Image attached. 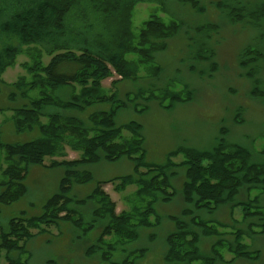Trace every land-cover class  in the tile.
Instances as JSON below:
<instances>
[{"label":"trees","instance_id":"1","mask_svg":"<svg viewBox=\"0 0 264 264\" xmlns=\"http://www.w3.org/2000/svg\"><path fill=\"white\" fill-rule=\"evenodd\" d=\"M138 1L153 0H0V29L11 41L16 38L19 42L17 46L5 43L1 47L0 80L20 53L29 54L32 61L24 66L32 79L21 77L17 85L24 89L22 97H28L30 101L29 105L15 109L13 121L18 132L32 131L35 127L40 132L37 138L23 143H4L0 140V150L5 152L7 162L3 170L4 178L0 182V188H6L0 189V204L9 205L27 192L24 180L29 166L44 165L46 158L61 154L66 143L81 151L79 159L53 162L50 165L62 164L66 166V173L58 191L45 201L40 215L28 217L23 211L11 217L6 226L0 227V264H32V254L24 261L21 259L32 238L62 221L68 222L77 231L83 228L82 235L85 236L97 226L100 218L107 220V223L86 249L87 255L91 257L98 254L102 264H135L138 258L145 255V248L130 252L121 261L114 260L117 247L105 244L103 239L115 233L122 240L131 242L138 239L140 228L160 224L162 217L154 204L157 201L168 202L176 194L172 184L176 165L187 167L182 188L187 206L180 216L168 217L174 222L175 230L166 238L164 261L167 264H215L218 261L232 263L237 259L255 262L260 258L261 251L249 249L244 237L264 234V207L256 206L255 201H235L245 186L249 189L255 186L264 189V163L255 161L250 149L229 144L222 136L208 150L187 147L172 152L173 156L178 152L185 155L186 159L181 164L171 160L153 164L145 159L142 126L136 121L116 124L118 110L126 106L137 109L136 101L144 100L143 92L130 93L124 101L119 100L116 92L110 95L104 93L103 81L112 71L121 79H134L137 65L127 58V54L135 52L147 61L152 60V53L164 50L167 47L165 40L176 35L180 27L176 22L165 24L159 17L152 15L136 35L132 32L131 21L132 10ZM189 1L197 11H204L198 0ZM220 4L233 23L248 19L251 26L260 27L264 18V4L249 7L241 0H226ZM82 27L91 35L87 36L85 32L80 37L84 33L79 29ZM199 30L205 32L207 28L203 26ZM23 45H26V50L22 48ZM43 52L48 55L60 53L45 64L41 60ZM196 52L193 56L196 60L207 62L215 57L214 50L206 46L197 48ZM258 57L256 52L247 49L240 54V65L247 69L245 75L248 78L255 75L250 65L256 63L260 59ZM66 62L75 64L77 68L72 73L58 71V67ZM216 69V62H211L209 70ZM160 71L161 68L156 67V73ZM118 81L112 84L116 85ZM258 82L255 79V84ZM62 89H71L70 97H61L59 91ZM32 91L38 92V96L30 97ZM159 91L161 93L157 95L154 92L148 95L147 100L158 99L161 103L167 98L173 99V102L183 100L168 88ZM260 91L259 85H255L252 92L255 94ZM192 98L189 92L184 101ZM106 102L112 104V109L91 114L90 127L80 117L61 112H81L96 103ZM43 118L47 121L43 122ZM124 130L130 136H124ZM223 131L226 132L225 129ZM122 156L131 158L135 167L133 174L120 177L121 189L136 184L137 197H152L143 208H137L134 212L115 213L113 203L101 189L102 183L106 181L99 182L95 191L85 197L71 195L75 183L92 179L89 172L78 170V165L96 163L101 159L115 161ZM94 199L99 207L87 220L80 208ZM239 204L243 208V219L250 222L246 231L236 227L232 232V240L225 239V233L219 230L226 224L205 220L196 214L198 211L214 213L224 205L234 209ZM151 216L156 217V223L151 222ZM202 236L217 237L207 253H203L199 247ZM223 248L233 255L231 259L225 260L221 252ZM3 252L5 263L1 262ZM13 252L19 256L13 257Z\"/></svg>","mask_w":264,"mask_h":264},{"label":"rangeland","instance_id":"2","mask_svg":"<svg viewBox=\"0 0 264 264\" xmlns=\"http://www.w3.org/2000/svg\"><path fill=\"white\" fill-rule=\"evenodd\" d=\"M198 1L199 6L204 7V11H197L189 0H153L136 3L131 21L132 32L136 35L152 15L159 17L165 24L176 22L180 27L176 35L165 40L167 47L164 50L152 53V60L147 61L145 57L135 52L127 54V58L137 65L134 79H121L112 71V74L103 81L104 93L110 95L116 92L119 100L124 101L127 94L143 92L144 100L136 101L137 109L126 106L118 110L116 124L124 125L136 121L142 126L145 159L148 163L162 164L171 160L175 164H181L186 159L185 155L178 152L173 156L172 152L187 147L208 150L214 147L222 136L229 144H239L250 149L253 159L264 163V18L260 27L251 26L248 19L233 23L229 20L226 9L221 8L220 3L226 0ZM241 2L249 7L264 4V0ZM203 26L207 30L200 32L199 28ZM79 29L84 31L80 37L85 32L87 36L91 35L85 28ZM5 43L19 45L16 38L11 41L0 29V49ZM201 46L214 50L215 57L211 61L194 59L196 49ZM22 48L26 50V45ZM244 49L256 52L260 58L250 65L255 71L252 78L245 75L247 69L240 65V54ZM202 50L204 51V47ZM26 53L18 55L15 63L5 70L0 80V140L4 143H23L37 138L40 134L37 127L32 131L18 132L13 121L15 109L29 105L30 101L28 97H22L24 89L17 85L21 77L32 79L24 66L25 63L32 61ZM58 53L60 52L48 55L43 52L41 60L47 64ZM251 54L253 56V53ZM213 61L216 62L217 69L210 71V63ZM156 67L161 68L159 74L156 73ZM75 68H77L75 64L67 63L59 66L58 71L72 73ZM255 79L259 80L256 84ZM116 80H119L118 83L113 85ZM255 85H259L261 91L254 94ZM165 88L173 94H179L183 100L173 102V99L167 98L162 103L158 99L147 100L148 95L154 93L157 95L161 93L160 89ZM36 91H32L30 97H37ZM71 92V89H62L59 94L66 99L70 97ZM189 92L193 98L184 101ZM112 107L111 103L106 102L96 103L81 112L76 110L61 112L64 115L74 114L80 117L86 126L90 127L91 114L110 111ZM42 121L47 120L43 118ZM223 129L226 130L225 133ZM123 135L128 137L130 133L124 130ZM5 157V152L0 150V182L4 178L3 170L7 167ZM80 157L81 151L66 143L63 152L46 158L44 165L29 166L24 180L27 192L9 205L0 204V227L6 226L11 217L20 215L23 211L28 217L40 215L45 201L58 191L66 173V166L50 165L53 162ZM134 167L135 162L128 156H122L115 161L101 159L96 163L78 165V170L89 172L92 179L84 183H75L71 195L85 197L95 191L99 182L106 181L102 183L101 189L113 203L115 213L134 212L137 208H143L147 200L152 198L137 197L136 184L121 189L120 177L133 174ZM173 169L175 174L172 177V184L176 194L168 202L157 201L154 204L157 213L162 217L160 224L157 226L155 224L151 228H140L138 239L131 242L122 240L115 233L104 237L105 244L117 247L114 260L121 261L130 252L145 248L147 250L145 255L138 258L135 264H167L164 261L166 238L175 230L174 222L168 217L180 216L181 211L187 206L182 194L187 167L176 165ZM0 189L6 190L5 187ZM94 201L80 208L87 220L91 219L94 210L99 207L97 200ZM235 201H255L256 206L264 207V189L260 186L249 189L245 186ZM242 209L241 204L234 209L224 205L214 213L198 211L196 214L205 220H217L226 224V227H219V230L225 233V239L232 240L234 236L232 232L237 229L236 227L246 231L250 222L243 219ZM98 220L97 226L85 236L82 235L83 228L77 231L65 221L51 226L48 231L28 242L27 252L21 259L24 261L32 254V264H102L98 254L90 257L86 253L88 246L101 234L103 226L107 223V220L102 218ZM150 220L156 223L155 216H151ZM216 240L217 237L202 236L199 243L201 251L207 253ZM244 241L249 249L261 251L257 261L237 259L232 263L218 261L215 264H264V234L251 237L245 235ZM221 252L225 260L233 257L226 248L221 249ZM12 256L18 257L19 254L13 252ZM1 262L5 263L4 252Z\"/></svg>","mask_w":264,"mask_h":264}]
</instances>
